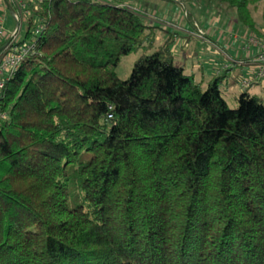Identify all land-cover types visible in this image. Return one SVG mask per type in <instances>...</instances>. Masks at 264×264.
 <instances>
[{"label": "trees", "instance_id": "obj_1", "mask_svg": "<svg viewBox=\"0 0 264 264\" xmlns=\"http://www.w3.org/2000/svg\"><path fill=\"white\" fill-rule=\"evenodd\" d=\"M195 1L264 38V0H178ZM126 2L27 0L34 47L0 100V264H264V96L230 108L225 74L203 86L171 41L148 54L155 26Z\"/></svg>", "mask_w": 264, "mask_h": 264}, {"label": "rangeland", "instance_id": "obj_2", "mask_svg": "<svg viewBox=\"0 0 264 264\" xmlns=\"http://www.w3.org/2000/svg\"><path fill=\"white\" fill-rule=\"evenodd\" d=\"M126 4L130 8L142 13L145 21L149 25L155 26L154 32L156 34L154 45L147 53L150 54L153 52L159 46L163 45L166 40L171 41L170 51L173 55L174 63L182 66L186 74H195L196 81H200L202 75L200 72H202L205 75L200 81L202 84L203 81H208L213 76L224 74L226 71L224 68L232 66L231 63H227L224 54L220 53L221 50L224 49L231 56L236 57L235 59L242 58L249 53L242 49L246 38L241 33L246 31L236 24L234 20L235 14L231 10L221 9L213 3L206 1L188 2L183 5L178 0L173 2L165 0H127ZM254 16L257 21L261 22L260 12H256ZM24 22H21V27L17 34L19 39H23L24 37L26 30V24ZM0 25L6 31V35L3 38L17 27L10 8L7 6L3 7L1 1ZM202 28L207 31V35L199 33L200 37L196 36L195 32L198 34L199 30L204 33ZM186 29L192 32V38H185L187 36ZM238 30L241 33H238ZM208 38H211L216 45L209 44L206 41ZM253 51L254 49H251L250 53ZM142 54L143 51L140 49L120 59L115 70L119 79L125 80L129 77L135 60ZM241 66L232 70L224 80H227L232 85L233 79L236 78L237 82H239L240 89L244 90L251 85L244 87L240 81L247 78L249 75L248 71L250 69L252 70V68ZM203 86L205 85L203 84ZM261 86H264V82ZM221 89L222 96L228 106L230 108H236L238 106L237 97L239 94L234 92V90L226 93L224 83H222ZM250 92L263 96V92L259 87L253 86Z\"/></svg>", "mask_w": 264, "mask_h": 264}, {"label": "built area", "instance_id": "obj_3", "mask_svg": "<svg viewBox=\"0 0 264 264\" xmlns=\"http://www.w3.org/2000/svg\"><path fill=\"white\" fill-rule=\"evenodd\" d=\"M3 7H9L12 16L17 23V27L11 31L5 38L7 41L0 46V100L6 81L16 72L20 64L24 60L25 56L34 47L32 41L23 42L17 37L21 22L25 21L26 14L24 8L27 0H0ZM39 28L35 29L34 33L38 34ZM204 33L199 30L196 36ZM6 35V31L0 25V39ZM246 41L243 45V49L250 53L251 49H254L255 55L252 56L250 66L252 68L253 79H243L241 84L244 87H248L251 82L264 81V38L258 37L255 34L247 33L245 36ZM7 116V112L2 111L0 108V119Z\"/></svg>", "mask_w": 264, "mask_h": 264}, {"label": "crops", "instance_id": "obj_4", "mask_svg": "<svg viewBox=\"0 0 264 264\" xmlns=\"http://www.w3.org/2000/svg\"><path fill=\"white\" fill-rule=\"evenodd\" d=\"M203 29V28H202ZM204 30V29H203ZM186 31H187V36L185 37V38H187V39H190V37L192 36V32L191 31H189V29H186ZM214 33V32H213ZM238 33H241L239 30H238ZM248 32H243V33H241V35L243 34V35H246ZM204 34H206L207 35V31H205L204 30ZM242 35V36H243ZM192 38V37H191ZM206 41H208L209 42V44H214V45H216V43L213 41V40H211V38H208ZM243 47V46H242ZM243 49V48H242ZM220 53H223L224 54V57L227 59V63L229 62V64L231 63L232 64V66H227L226 68H224V70H226L225 72H224V74H225V78H227L228 77V74L232 71V70H234V69H236V67H238V66H247L248 68H251V66H250V62H251V58H252V56H254L255 55V51H253V52H251V53H248V54H246V55H244L242 58H237V59H235L236 57H233V56H231L227 51H225L224 49L223 50H221V52ZM223 65H225V64H223ZM200 66V65H199ZM199 66H198V68H199ZM241 66V67H242ZM202 75H201V77H200V81H201V79H203L202 77L203 76H205L202 72H200ZM248 73H249V75L247 76V78L246 79H253L252 78V70L250 69V71H248ZM215 74V73H214ZM193 75V74H192ZM194 77H195V74L193 75ZM209 78V77H208ZM207 78V79H208ZM224 80V79H223ZM241 82V81H240ZM264 81H252L251 82V86L249 87V88H247L246 90L250 93V94H252L251 92H250V90H251V88L253 87V86H255V87H259L260 88V90L263 92V96H264V86H261V84L263 83ZM206 83H207V81L205 80V81H203V84L204 85H206ZM223 83H224V90H225V92L226 93H230V92H232L233 90H234V92H236V93H240L243 89H240V85H239V82H237V79L235 78V79H233V81H232V85L231 84H229L228 82H227V80H224L223 81ZM252 95H257V94H252ZM258 96H260V95H258Z\"/></svg>", "mask_w": 264, "mask_h": 264}]
</instances>
